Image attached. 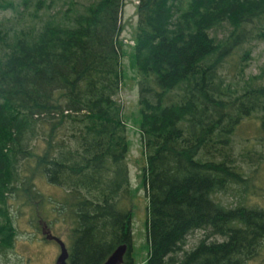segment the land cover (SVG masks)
<instances>
[{"label":"trees","instance_id":"trees-1","mask_svg":"<svg viewBox=\"0 0 264 264\" xmlns=\"http://www.w3.org/2000/svg\"><path fill=\"white\" fill-rule=\"evenodd\" d=\"M122 6L0 0L3 257L15 241L13 206L40 213V177L64 190L56 211L69 227V264H102L122 243V264H135L127 121L115 98ZM135 14L146 264H245L264 240V206L242 198L231 207L219 194L248 179L232 147L237 127L254 114L264 131V64L245 74L264 41V0H136ZM194 230L206 234L184 250Z\"/></svg>","mask_w":264,"mask_h":264},{"label":"rangeland","instance_id":"rangeland-1","mask_svg":"<svg viewBox=\"0 0 264 264\" xmlns=\"http://www.w3.org/2000/svg\"><path fill=\"white\" fill-rule=\"evenodd\" d=\"M85 3L88 0H78ZM136 0H123L120 14L121 29L118 35L123 43L121 57L123 79L122 85L115 95L121 103L124 120L127 121L128 153L126 161L129 168L131 188L130 207L132 211V253L135 264H146L149 252L147 219L148 198L145 185L142 181V167L145 165L143 138L137 126L138 85L137 75L131 65L130 51L136 25ZM9 17L12 12L3 13ZM252 58L246 68V78L259 72L264 64V41L257 42L251 53ZM231 74V73H230ZM258 112L257 114H260ZM259 117L251 115L236 129L232 137V147L237 162L248 177L245 185L232 183L219 197L228 206H235L242 198L247 204H260L264 206V131L260 128ZM35 187L43 197L42 204L14 205L12 216L16 228L14 246L7 252V256L0 255V263L6 264H54L59 253V246L52 240H46L41 234V223H46L51 233L60 237L66 247H71L69 227L62 221L56 209L57 202L63 197L61 187L50 184L45 178H37ZM40 223V224H39ZM205 230H194L190 233L184 245V250H190L205 236ZM220 240L219 236H212L209 240ZM181 255V253H180ZM245 264H264V240L254 257Z\"/></svg>","mask_w":264,"mask_h":264},{"label":"water","instance_id":"water-1","mask_svg":"<svg viewBox=\"0 0 264 264\" xmlns=\"http://www.w3.org/2000/svg\"><path fill=\"white\" fill-rule=\"evenodd\" d=\"M42 234L44 235L46 240H53L59 246V253L55 259L54 264H69L67 262L69 253L64 241L60 237H57L56 235L52 234L51 231L46 228L45 224L42 227ZM126 250H127V244L125 243L119 244L107 256V258L104 260L102 264H122Z\"/></svg>","mask_w":264,"mask_h":264},{"label":"flooded vegetation","instance_id":"flooded-vegetation-1","mask_svg":"<svg viewBox=\"0 0 264 264\" xmlns=\"http://www.w3.org/2000/svg\"><path fill=\"white\" fill-rule=\"evenodd\" d=\"M39 222L41 223L40 231H41V234H42V227H43L44 224L46 225V223L42 222L41 220H39ZM40 223H39V224H40ZM46 228L49 229L47 225H46ZM49 230H50V229H49ZM50 231H51V230H50ZM43 237H44V235H43ZM44 238H45V237H44ZM52 241H53V240H52ZM54 242H55V241H54ZM68 253H69V251H68ZM68 258H69V256H68ZM54 262H55V261H54Z\"/></svg>","mask_w":264,"mask_h":264},{"label":"bare ground","instance_id":"bare-ground-1","mask_svg":"<svg viewBox=\"0 0 264 264\" xmlns=\"http://www.w3.org/2000/svg\"><path fill=\"white\" fill-rule=\"evenodd\" d=\"M69 256V255H68ZM67 262H68V258H67ZM123 263V262H122Z\"/></svg>","mask_w":264,"mask_h":264}]
</instances>
